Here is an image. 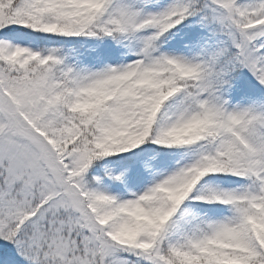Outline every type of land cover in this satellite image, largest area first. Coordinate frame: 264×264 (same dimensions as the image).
<instances>
[{
	"label": "snow or ice",
	"instance_id": "6c2138e0",
	"mask_svg": "<svg viewBox=\"0 0 264 264\" xmlns=\"http://www.w3.org/2000/svg\"><path fill=\"white\" fill-rule=\"evenodd\" d=\"M0 264H264V0H0Z\"/></svg>",
	"mask_w": 264,
	"mask_h": 264
}]
</instances>
